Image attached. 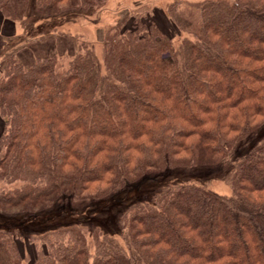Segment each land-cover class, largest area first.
<instances>
[{"label": "trees", "instance_id": "1", "mask_svg": "<svg viewBox=\"0 0 264 264\" xmlns=\"http://www.w3.org/2000/svg\"><path fill=\"white\" fill-rule=\"evenodd\" d=\"M29 1L0 0L4 23ZM31 3L75 15L100 0ZM190 5L195 20L175 40L141 6L100 30L98 51L74 37L70 54L27 67L4 56L0 212H75L200 167L230 193L171 180L116 213L117 235L90 214L27 235L0 228V264H264V0Z\"/></svg>", "mask_w": 264, "mask_h": 264}, {"label": "rangeland", "instance_id": "2", "mask_svg": "<svg viewBox=\"0 0 264 264\" xmlns=\"http://www.w3.org/2000/svg\"><path fill=\"white\" fill-rule=\"evenodd\" d=\"M202 0H100V3L89 9L77 11L76 14L66 15L64 13L54 15H39L30 0L24 17L16 23H4L0 13V34L6 37L8 43L6 49L0 54V61L11 52L16 45L29 42L39 34L65 33L79 41L91 42L95 50H99L100 30L115 24L126 12L138 9L143 6L151 11L149 19L157 23L160 30L165 32L173 40L179 35L177 27L183 28L191 26L190 21L195 20L196 12L190 4L201 2ZM172 13H171V11ZM64 14V15H63ZM68 16V17H64ZM192 19L190 20V18ZM173 20V21H172ZM176 23L178 24L176 26ZM15 26V27H14ZM176 42V41H175ZM76 41L74 39L73 49ZM70 54V53H68ZM0 63V64H1ZM2 122L0 120V132ZM203 180L213 191L227 195L230 190L226 183L214 172H207L201 167L198 172L195 170L171 172L165 171L159 174L147 175V177L126 185L122 190L107 198L101 204L95 203L84 209L69 212L63 208H55L50 211L39 212L37 216L26 218L25 214L17 210L8 209L0 212V228L13 230L21 235L31 232H41L59 225H66L71 220H85L90 214L96 222L101 223V228L105 231L117 235V228L114 224L116 213L135 201L149 199L153 191L171 180ZM113 218V219H112ZM86 220H89L86 217ZM88 224V223H87ZM22 238V237H21ZM24 254H33V248L26 241L18 242Z\"/></svg>", "mask_w": 264, "mask_h": 264}, {"label": "crops", "instance_id": "3", "mask_svg": "<svg viewBox=\"0 0 264 264\" xmlns=\"http://www.w3.org/2000/svg\"><path fill=\"white\" fill-rule=\"evenodd\" d=\"M5 38L6 37L0 34V54L6 49L8 44ZM73 43L74 37L69 35L60 36L55 32L48 35L42 33L32 38L29 42L23 43L22 45L17 44L9 53L13 54L27 67L30 66L36 58L45 57L50 53L61 55L73 52Z\"/></svg>", "mask_w": 264, "mask_h": 264}]
</instances>
